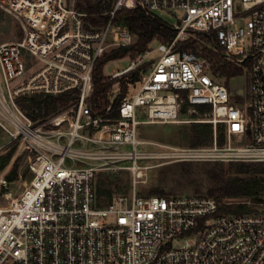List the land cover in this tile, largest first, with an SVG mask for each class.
<instances>
[{
	"label": "built area",
	"instance_id": "obj_1",
	"mask_svg": "<svg viewBox=\"0 0 264 264\" xmlns=\"http://www.w3.org/2000/svg\"><path fill=\"white\" fill-rule=\"evenodd\" d=\"M121 7L172 13L177 34L158 44L147 68L151 50L115 59L130 63L104 73L97 87L98 58L135 42L114 20ZM0 10L22 28L18 40L0 43V126L18 148L28 141L37 154L19 195L7 193V183L0 194V264H264V202L219 213L220 202L207 194L142 195L134 187L129 202L116 195L106 205L97 194L103 170L129 169L135 185L149 167L142 159L264 161V0H116L99 28L87 25L76 0H0ZM193 40L240 68L247 86L233 95L210 58L185 50ZM105 84L109 103L99 109L101 97L94 98ZM69 91L71 103L48 115L32 118L18 104L21 96ZM185 102L198 117L180 119ZM199 105L211 108L200 114ZM141 122H209L213 143L142 140Z\"/></svg>",
	"mask_w": 264,
	"mask_h": 264
},
{
	"label": "trees",
	"instance_id": "obj_2",
	"mask_svg": "<svg viewBox=\"0 0 264 264\" xmlns=\"http://www.w3.org/2000/svg\"><path fill=\"white\" fill-rule=\"evenodd\" d=\"M116 0H76V7L87 13V25L99 28L105 25L111 16V10L114 7ZM114 20L117 23L127 25L135 35V42L130 46H121L105 52L98 58L94 69V80L99 87L104 78V68L109 61L131 56L133 58L147 52L153 41L158 40L164 43H170L177 34V30L167 20L159 16H153L146 13L141 7L126 8L121 7L117 10ZM22 35V31H19ZM185 50H192L197 54L210 58L214 62L215 72L223 79L228 86L229 80L235 75L241 74L242 70L236 65L228 61L219 51L207 46L204 41L193 40L185 46ZM148 67V66H147ZM146 67V68H147ZM138 72L134 73V77ZM123 88H126V83L122 81ZM111 85L105 84L95 95L101 97L99 109H103L109 103L108 90ZM74 92L69 91L58 95H44L36 93L31 96H21L18 98V104L32 118L40 115H48L57 111L62 106H67L75 98ZM115 104H119V98ZM188 102L183 105L182 113H187ZM209 105H199L200 114L210 110ZM193 116H199L193 114ZM214 128L209 122H192L190 126L189 141L191 146H204L213 143ZM217 139L219 144H224L226 141V133L224 125H219L217 128ZM17 141L4 154L0 155V171L5 168L2 176H6L12 180L19 173L21 151L23 143L10 158L16 149ZM10 161V163H9ZM231 174L225 176L224 163L214 162V183L206 190L207 195L215 197L220 202L219 213L233 212L243 213L251 211L256 203L264 202L261 197L264 191V161H231ZM0 175V176H1ZM32 177V175H31ZM99 179V177H98ZM106 177H101L97 180V194L99 205H106L114 199L117 194L127 192V189L114 187ZM1 185L2 194L5 187ZM199 192V190H198ZM167 194L162 188L152 189L149 195ZM244 198L239 202H224V198Z\"/></svg>",
	"mask_w": 264,
	"mask_h": 264
},
{
	"label": "rangeland",
	"instance_id": "obj_3",
	"mask_svg": "<svg viewBox=\"0 0 264 264\" xmlns=\"http://www.w3.org/2000/svg\"><path fill=\"white\" fill-rule=\"evenodd\" d=\"M160 17L174 24L177 21V17L172 13L160 12ZM180 15V12H178ZM19 31H22L19 22L10 14L0 10V43L16 41L21 36ZM189 37H197L192 32L188 31ZM160 41L155 40L151 43L149 50L152 52L148 56V63L145 67L149 66L156 56L160 53L158 51V44ZM133 59V57L129 56ZM130 61L115 60L109 61L105 68L104 73L110 74L113 68H118L121 65H128ZM2 85L1 69H0V87ZM247 86V80L244 74H238L231 77L229 80V87L233 95L238 94ZM198 115V114H197ZM198 116L190 115L189 113H181L180 119L195 118ZM191 123L188 122H157L147 123L141 122L138 125L137 137L142 140L154 141L157 143L175 145V146H189V135ZM14 139L0 126V155L4 154L13 145ZM140 149L146 151L161 150L162 147L154 144H142L139 145ZM18 149V142L13 155ZM9 161V163H10ZM141 165H148L149 167L142 168L137 173L138 182L134 185L132 180V173L129 169H119L116 171L103 170L99 174V179L103 176L106 177L112 186L121 187L127 189V192L117 194L129 202L133 194L134 187L139 194L149 195L152 189H164L167 194H207L206 190L214 183V162L215 161H170L167 158H149L139 161ZM222 162V161H219ZM225 167V176L231 174L230 162H222ZM26 154L21 151V159L19 166V174L17 177L9 180L6 176H0V184L5 189L6 183L9 184L7 190L12 193L13 197L19 195L27 184V180L30 179L32 171L27 166ZM98 179V180H99ZM199 190V192H198ZM264 198V191L261 194ZM227 199H244V198H224Z\"/></svg>",
	"mask_w": 264,
	"mask_h": 264
},
{
	"label": "bare ground",
	"instance_id": "obj_4",
	"mask_svg": "<svg viewBox=\"0 0 264 264\" xmlns=\"http://www.w3.org/2000/svg\"><path fill=\"white\" fill-rule=\"evenodd\" d=\"M23 151L26 154L27 163L30 164L34 161V157L37 155L34 148L29 145L28 141L23 142ZM9 193V191L7 192Z\"/></svg>",
	"mask_w": 264,
	"mask_h": 264
}]
</instances>
